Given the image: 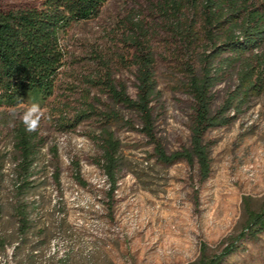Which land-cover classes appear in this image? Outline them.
<instances>
[{
    "label": "rangeland",
    "instance_id": "obj_1",
    "mask_svg": "<svg viewBox=\"0 0 264 264\" xmlns=\"http://www.w3.org/2000/svg\"><path fill=\"white\" fill-rule=\"evenodd\" d=\"M40 1L0 0V10ZM167 1L109 0L99 17L76 23L64 34L65 64L55 95L41 108L45 118L37 129L43 144L36 164V226L15 254L10 244L5 253L0 250V264H186L198 257L201 244L214 253L240 234L247 206L264 208V83L233 123L206 134L212 173L202 183L197 168L184 160L158 162L138 130V115L115 105L135 127H114L126 160L117 190L108 195L109 182L95 164L100 150L91 134L113 102L93 81L110 74L111 80L126 83L135 98L137 80L130 64L138 44L154 53L162 92L157 137L169 152L189 144L194 100L184 84L187 65L197 66L196 57L206 45V12L202 0H176L177 9ZM237 1L241 9L231 20L254 10L264 17V0ZM186 27L195 36L191 43L179 32ZM252 53L263 55L264 46ZM226 89L218 86L219 102ZM89 106L93 115L77 123L76 112ZM29 107L0 108V235L12 243L16 226L7 200L16 177L15 128ZM79 168L84 184L75 179ZM223 264H264V231L242 242Z\"/></svg>",
    "mask_w": 264,
    "mask_h": 264
},
{
    "label": "trees",
    "instance_id": "obj_2",
    "mask_svg": "<svg viewBox=\"0 0 264 264\" xmlns=\"http://www.w3.org/2000/svg\"><path fill=\"white\" fill-rule=\"evenodd\" d=\"M108 1L41 0L38 5L30 7L0 10V108L20 104L31 106L34 103L45 107L47 100L55 95L60 71L65 64L64 34L76 23L99 17ZM167 4L176 9L178 7L176 0H169ZM202 7L206 12V45L196 57L197 66L187 65L188 79L184 84L194 100L187 146L169 152L157 137L156 123L162 107V92L156 77L154 53L150 49L138 44L132 56L130 65L135 67L137 80L135 98L129 95L126 83L111 80L110 74L93 81L94 85L104 88L113 102V106L101 112L102 122L91 134V139L100 150L95 164L101 167L108 179L109 196H113L118 188L126 160L122 140L114 127L124 124L135 127L115 105L138 115L141 122L138 130L148 138L158 162L171 165L184 160L197 168L202 183L212 173V144L206 134L233 123L249 108L252 97L261 90L264 54L252 52L264 46V17L254 10L240 19L231 20L230 15L241 9L237 0H202ZM214 27L220 29L214 31ZM179 32L182 39L190 43L195 40L187 27ZM232 81L235 82L231 84ZM221 84L227 85V89L219 102L218 86ZM94 111L92 106L77 111L74 120L78 123L79 118L88 119ZM42 144L37 130L28 132L24 123L17 124L16 177L13 195L7 200L17 240L12 243L5 234H1L0 250L3 253L10 244L15 254L20 245L30 241L36 226L32 214L39 204L35 197V176ZM3 168L0 162V176ZM55 178L59 182L58 173ZM75 179L85 183L80 168L76 170ZM245 214L247 219L240 234L214 253L209 252L207 244H201L198 257L186 264H223L227 257L239 250L242 242L256 239L264 231V208L256 210L247 206ZM2 217L3 207L0 206V221Z\"/></svg>",
    "mask_w": 264,
    "mask_h": 264
},
{
    "label": "clouds",
    "instance_id": "obj_3",
    "mask_svg": "<svg viewBox=\"0 0 264 264\" xmlns=\"http://www.w3.org/2000/svg\"><path fill=\"white\" fill-rule=\"evenodd\" d=\"M42 118H45L44 111L39 104L34 103L24 112L22 120L28 132H35L39 128ZM48 118L50 119V117Z\"/></svg>",
    "mask_w": 264,
    "mask_h": 264
}]
</instances>
